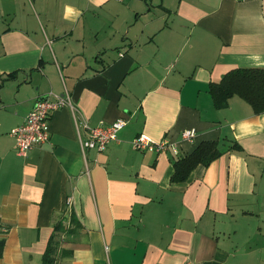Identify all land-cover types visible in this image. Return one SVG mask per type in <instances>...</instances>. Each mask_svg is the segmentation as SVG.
I'll list each match as a JSON object with an SVG mask.
<instances>
[{
	"label": "crops",
	"instance_id": "1",
	"mask_svg": "<svg viewBox=\"0 0 264 264\" xmlns=\"http://www.w3.org/2000/svg\"><path fill=\"white\" fill-rule=\"evenodd\" d=\"M238 68L264 69V0H0V264H42L58 225L55 264H264V113L210 95ZM66 92L19 156L10 132ZM120 120L82 151L76 121ZM140 134L243 152L172 183L178 157L135 151Z\"/></svg>",
	"mask_w": 264,
	"mask_h": 264
},
{
	"label": "built area",
	"instance_id": "2",
	"mask_svg": "<svg viewBox=\"0 0 264 264\" xmlns=\"http://www.w3.org/2000/svg\"><path fill=\"white\" fill-rule=\"evenodd\" d=\"M123 1V0H119ZM73 108L69 93L64 95L49 94L46 97L38 98L33 109L27 115L24 123L14 128L10 135L15 140L16 152L19 156H26L33 148L42 146L50 140V122L53 113L61 108ZM78 133L82 151L96 149L98 152H105L109 145L116 142L118 133L125 127L126 121L120 120L111 124L101 123L97 127H90L86 123H78ZM82 132L86 136H82ZM185 140L191 141L196 137L194 130H186L182 133ZM135 151L146 153H171L181 156L180 148L175 142L164 139L159 142L153 141L146 134H140L132 141Z\"/></svg>",
	"mask_w": 264,
	"mask_h": 264
},
{
	"label": "trees",
	"instance_id": "3",
	"mask_svg": "<svg viewBox=\"0 0 264 264\" xmlns=\"http://www.w3.org/2000/svg\"><path fill=\"white\" fill-rule=\"evenodd\" d=\"M210 95L216 109L228 107L229 100L238 96L248 103L255 114L264 113V69L238 68L227 73L219 83L210 84ZM243 152L238 143L233 142L227 149L221 148V143L215 141L202 142L188 156L178 157L174 162V173L171 177L172 183L186 182L192 172L199 166L208 167L214 161L229 152ZM62 226L54 229L47 249L43 255L42 264H55L56 232L61 231ZM5 240L0 239V259L3 256Z\"/></svg>",
	"mask_w": 264,
	"mask_h": 264
}]
</instances>
